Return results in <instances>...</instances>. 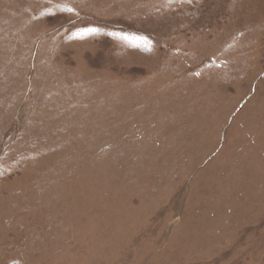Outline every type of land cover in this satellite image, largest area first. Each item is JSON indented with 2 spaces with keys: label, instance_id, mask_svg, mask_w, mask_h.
I'll return each instance as SVG.
<instances>
[{
  "label": "rangeland",
  "instance_id": "rangeland-1",
  "mask_svg": "<svg viewBox=\"0 0 264 264\" xmlns=\"http://www.w3.org/2000/svg\"><path fill=\"white\" fill-rule=\"evenodd\" d=\"M0 264H264V0H0Z\"/></svg>",
  "mask_w": 264,
  "mask_h": 264
}]
</instances>
